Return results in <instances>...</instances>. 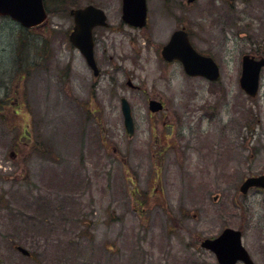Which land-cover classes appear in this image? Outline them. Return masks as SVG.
Returning <instances> with one entry per match:
<instances>
[{
  "label": "rangeland",
  "instance_id": "1",
  "mask_svg": "<svg viewBox=\"0 0 264 264\" xmlns=\"http://www.w3.org/2000/svg\"><path fill=\"white\" fill-rule=\"evenodd\" d=\"M88 4L109 23L98 77L68 41L69 10ZM44 5L40 32L0 17V264H217L200 242L225 228L264 264V191H239L264 167V69L256 96L239 86L242 56L264 58V0H147L140 29L121 0ZM180 26L217 82L161 59Z\"/></svg>",
  "mask_w": 264,
  "mask_h": 264
},
{
  "label": "water",
  "instance_id": "2",
  "mask_svg": "<svg viewBox=\"0 0 264 264\" xmlns=\"http://www.w3.org/2000/svg\"><path fill=\"white\" fill-rule=\"evenodd\" d=\"M193 0H188L192 2ZM69 14L73 17L74 27L69 40L84 57L94 74L98 71L93 57L92 30L96 26L106 27L104 12L92 5L84 8L72 9ZM0 16L9 17L23 28L40 27L45 24L47 14L42 0H0ZM122 20L133 27H143L146 20L145 0H122ZM162 57L166 61L178 60L186 74L200 76L216 82L219 69L209 57L198 54L191 46L187 34L183 30L173 33L169 42L162 48ZM264 68V58L255 59L244 55L241 60L240 88L250 97L256 96L259 88L260 72ZM127 85H131L130 82ZM162 105L156 101L149 102V110L156 112ZM121 111L124 129L129 137L134 133V124L130 107L125 99H121ZM259 187L264 190V173L258 177L247 178L239 191L246 194L250 188ZM201 248L212 252L218 264H254L241 242V232L226 228L218 237L206 239L200 244ZM24 256L29 252L21 246L14 247Z\"/></svg>",
  "mask_w": 264,
  "mask_h": 264
},
{
  "label": "flooded vegetation",
  "instance_id": "3",
  "mask_svg": "<svg viewBox=\"0 0 264 264\" xmlns=\"http://www.w3.org/2000/svg\"><path fill=\"white\" fill-rule=\"evenodd\" d=\"M146 2H147V0H146ZM186 3H187V1H186ZM187 4H188V3H187ZM107 19H108V18H107ZM148 21H149V17H148V15H147V20H146V25H145V27H147ZM108 26H109V23H108ZM145 27H144V28H145ZM72 28H73V22H72L71 30H72ZM99 28H101V27H96V28L93 29L94 58H95V62H96L97 68H98V74H97V76H94V74H93V72H92V70H91L93 77H98V76L100 75V73H101V70H100V68H99V66H98V62H97L96 57H95V47H96V44H97V37H96L97 34L95 35V32H96V30L99 29ZM137 29H138V28H137ZM181 29H184V30L187 32V34H188V38H189V41H190L191 45L193 46V42H192V40H191V37H190V34H189V30H188L186 27H184V26H180V27L175 28L174 30H172L171 33L169 34V38H168V40H167L164 44H162V46H161V48H160V52H159L160 57H161L162 47H163V46L169 41V39L171 38L172 34H173L175 31H177V30H181ZM134 30H135V29H134ZM193 47H194V46H193ZM194 49H195L198 53H200L195 47H194ZM200 54H201V55H204V54H202V53H200ZM204 56H207V55H204ZM209 57H210V56H209ZM174 62H177V61L168 62V63L172 64V63H174ZM166 63H167V62H166ZM89 70H90V69H89ZM159 102H160V101H159ZM161 103H162V102H161ZM162 105H163V104H162ZM163 108H164V106H163Z\"/></svg>",
  "mask_w": 264,
  "mask_h": 264
}]
</instances>
